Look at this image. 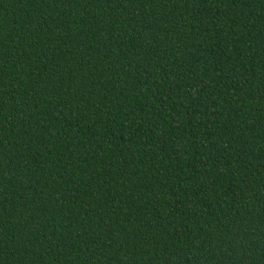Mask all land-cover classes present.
<instances>
[{
  "label": "trees",
  "instance_id": "obj_1",
  "mask_svg": "<svg viewBox=\"0 0 264 264\" xmlns=\"http://www.w3.org/2000/svg\"><path fill=\"white\" fill-rule=\"evenodd\" d=\"M0 264H264V0H0Z\"/></svg>",
  "mask_w": 264,
  "mask_h": 264
}]
</instances>
